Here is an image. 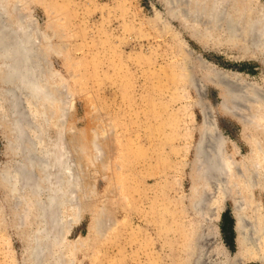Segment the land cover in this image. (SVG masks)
I'll return each mask as SVG.
<instances>
[{
  "label": "rangeland",
  "instance_id": "1",
  "mask_svg": "<svg viewBox=\"0 0 264 264\" xmlns=\"http://www.w3.org/2000/svg\"><path fill=\"white\" fill-rule=\"evenodd\" d=\"M230 3L228 13L237 8L249 15L242 0ZM17 6L18 15L28 16L32 50L46 70L41 77L58 98L45 104L41 127L49 140L59 130L80 181L75 207L63 213L62 243L50 241L38 264H237L232 201L223 196L216 219L204 221L200 213L217 198L194 171L196 148L211 118L228 153L239 160L248 152L209 77L219 81L222 73L237 72L264 87V63L226 39L221 47L200 45L189 35L186 23L192 21L167 16L161 0H18ZM219 28L211 29L214 39L226 32ZM238 30L237 38L245 34ZM1 128L0 171L17 160L2 136L9 126ZM5 186L0 180V264H34L24 252L33 205L25 196L14 205ZM233 198L252 204L247 215L256 203L264 213V190L254 189L251 199L247 193ZM260 239L258 254L244 264H264Z\"/></svg>",
  "mask_w": 264,
  "mask_h": 264
},
{
  "label": "bare ground",
  "instance_id": "2",
  "mask_svg": "<svg viewBox=\"0 0 264 264\" xmlns=\"http://www.w3.org/2000/svg\"><path fill=\"white\" fill-rule=\"evenodd\" d=\"M161 1L165 5L167 16L177 18L175 15H186L192 21V24L186 23L192 27L189 35L200 45L221 47L226 39L232 43L235 42L244 52H252L257 60L264 63V3L260 0H242L243 8L246 9V13L249 12L248 16H244V12L238 11L237 8L232 11L234 13H228L230 0ZM17 2L18 0H0V34L2 35L0 36V83L2 85L0 88V127L3 132L4 125L9 126V134L5 135L4 131L2 136L7 153L10 156L11 154L16 155L17 158L10 169L0 171V180L6 185V193L11 197L14 205L20 204L24 196L33 205L31 211L34 219L29 225L31 230L24 252L34 264H38L42 259V257L39 259V256L48 247L50 241L56 247L62 243L63 213L70 205L75 207L76 204L72 205V201L77 202L73 200L74 188L78 187L80 181L72 172L71 159L68 157L67 148L64 147L59 130L57 129L56 134L49 140L44 134V127H41L42 122L46 121L45 104L52 103L56 99V93L53 94L48 90L44 83L46 78L41 77L45 75L46 70L41 69L37 52L32 50L34 37H32L29 24H26L28 16L18 15L20 11L17 14ZM177 9L180 10L179 13L176 12ZM193 19L197 22L195 26H193ZM223 26H226V32L219 33V39H214L211 29L217 30ZM238 29H243L245 34L240 32L237 38L236 33L238 32L235 30L239 31ZM211 75L212 73L209 77L210 83L221 92L220 109L224 114L233 117L240 125L249 149L241 155L239 160L236 159L234 153L227 152L226 141L216 131L214 120L205 118L199 130L204 141L196 148L198 156L197 162L194 163V171L198 172L197 177L206 179L202 184L204 187L208 186L206 185L208 180L210 193L213 191L217 199L211 209L201 210L200 213L204 221L211 219L214 215L216 219L222 211L220 202L228 196L233 204L235 257L237 264H244L253 260L259 249L256 242L253 246L251 245L252 247L246 246L247 229L243 218L246 217L252 221L253 218H258L264 227V213L260 209L261 206L256 203L257 205L251 209V215H247L249 201L239 204L233 197L247 193L251 199L254 189L264 190V87L247 82L237 72L228 75L222 73L219 81H215L214 74ZM225 79L228 82H225ZM65 113L64 106L60 105L61 122ZM36 115L40 117L39 120H35ZM200 201L201 199L198 198L194 202L193 209L196 211ZM22 203L23 209L27 210L28 207L24 205L26 202ZM261 239H264V233Z\"/></svg>",
  "mask_w": 264,
  "mask_h": 264
},
{
  "label": "water",
  "instance_id": "3",
  "mask_svg": "<svg viewBox=\"0 0 264 264\" xmlns=\"http://www.w3.org/2000/svg\"><path fill=\"white\" fill-rule=\"evenodd\" d=\"M240 206V205H239ZM243 206V204L241 205ZM260 219L253 218L252 220L247 219L246 217L243 218L244 226L247 229V237L245 239L246 246L253 245L256 241H258L262 234L264 233V227L262 226V223L259 222ZM234 223H233V230H234ZM235 241V237H234Z\"/></svg>",
  "mask_w": 264,
  "mask_h": 264
},
{
  "label": "trees",
  "instance_id": "4",
  "mask_svg": "<svg viewBox=\"0 0 264 264\" xmlns=\"http://www.w3.org/2000/svg\"><path fill=\"white\" fill-rule=\"evenodd\" d=\"M229 228L232 230V223H230V227Z\"/></svg>",
  "mask_w": 264,
  "mask_h": 264
}]
</instances>
